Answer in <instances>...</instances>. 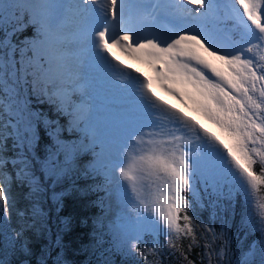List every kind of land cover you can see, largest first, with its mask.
Here are the masks:
<instances>
[{
	"label": "snow or ice",
	"instance_id": "obj_1",
	"mask_svg": "<svg viewBox=\"0 0 264 264\" xmlns=\"http://www.w3.org/2000/svg\"><path fill=\"white\" fill-rule=\"evenodd\" d=\"M70 195L99 209L95 264L174 247L206 208L264 264V0H0V264H31L28 231L36 264H70Z\"/></svg>",
	"mask_w": 264,
	"mask_h": 264
},
{
	"label": "trees",
	"instance_id": "obj_2",
	"mask_svg": "<svg viewBox=\"0 0 264 264\" xmlns=\"http://www.w3.org/2000/svg\"><path fill=\"white\" fill-rule=\"evenodd\" d=\"M30 34L29 33H26ZM171 99V98H170ZM36 107H40L41 109L48 111L49 115H51V110L47 105H35ZM195 119H200L197 116H193ZM203 122V121H202ZM205 126H208L207 124ZM43 136V132H41ZM260 167L259 164H257ZM80 183H84L81 181ZM12 191L14 196L17 200V209H25L28 206V201L25 200V195L28 192L27 187H17L16 184H13ZM239 206V205H238ZM46 207H51V202L46 205ZM54 210V209H53ZM210 212L208 209H204L200 211L192 223L193 233L191 235H187L186 237L191 239V243H187L186 240H183L182 236L180 240H178L177 244L179 243L180 248H177L185 258L191 262L192 264H205L204 257H203V247L201 245L202 238L210 237V240L213 239L214 235L217 237L216 232H218V224L211 218ZM201 213H205L201 215V221H199V216ZM50 213V217H51ZM99 215V209L97 207L92 206V204L87 199H82L75 195H70L65 197L64 200V207L59 213V216H70L72 217V230L64 235V241L68 245L66 249V259L71 264H89V261H92V264H95V258L90 257L87 252H81L80 249L84 246H88L92 241L90 238V233L92 232V219ZM53 216L57 219V224L53 227L54 229L59 226V219L55 211L53 212ZM13 218L15 221V213H13ZM87 221V223H82V221ZM234 224V221H233ZM212 230H209L210 226H213ZM15 227V223L13 224ZM49 226L52 227L50 224L49 218ZM53 229V230H54ZM236 231V229H235ZM223 232V230H222ZM231 231L227 230V234ZM212 233V234H210ZM28 238L31 240V247L33 249L34 255L30 258L31 264H36L35 257L40 254V250L45 243L43 238V234L40 233H33L28 231L26 233ZM192 237V238H190ZM194 237V239H193ZM193 239V241H192ZM148 243V242H147ZM235 245V243L233 244ZM143 249V248H141ZM131 257L128 258L127 264L129 263Z\"/></svg>",
	"mask_w": 264,
	"mask_h": 264
},
{
	"label": "rangeland",
	"instance_id": "obj_3",
	"mask_svg": "<svg viewBox=\"0 0 264 264\" xmlns=\"http://www.w3.org/2000/svg\"><path fill=\"white\" fill-rule=\"evenodd\" d=\"M132 67H137L138 70L147 72V69L143 68L142 66L133 64ZM157 94L165 97L163 93L159 91L157 92ZM165 98L168 99V97ZM168 100L170 101V103L175 104V101L170 99ZM54 211L55 210H52L51 212L52 215L50 217V224L52 225V228L55 227L54 226L55 224H57V219L55 218V216H53ZM208 211H211V209H208ZM237 211L239 213L240 211L239 206H237ZM202 214L205 213L200 214L199 221H201L202 219L201 218ZM238 222H239V215H237L236 219L234 220V224L232 222V226L229 228L231 232L227 234L228 228H225L222 232L221 222L219 220H215V223H217L219 227L218 232H216V234L217 235L219 234V236L217 237L216 235H214L213 239L211 240L210 237L201 239V245L204 250L203 257L205 264H237V261L241 259V254L249 250L253 241H257L261 238L259 232L245 236L244 231L238 230L237 227ZM54 231L55 229L53 230V232ZM31 232L35 233L34 231ZM43 238L45 240L44 243L45 245L48 243V240L46 238V235L44 234H43ZM180 238L173 240V243L175 245L174 247H170L168 242L164 238H161L159 245L153 247V243L151 239H149L147 241L148 243L141 244L138 246L137 251L133 253L132 258H130L129 260V263L131 264H192L177 249L180 248L179 243L177 244ZM183 240H186L187 243H191V239L187 238L186 236L183 237ZM234 243L235 245H233ZM221 252H223V255H221ZM36 257H35V261H36Z\"/></svg>",
	"mask_w": 264,
	"mask_h": 264
},
{
	"label": "bare ground",
	"instance_id": "obj_4",
	"mask_svg": "<svg viewBox=\"0 0 264 264\" xmlns=\"http://www.w3.org/2000/svg\"><path fill=\"white\" fill-rule=\"evenodd\" d=\"M125 62H127V61H125ZM144 72H145L146 75L148 74V72H146V71H144ZM160 96H161L162 99H167V98L163 97L162 95H160ZM167 100H168V99H167ZM168 102L170 103L169 100H168Z\"/></svg>",
	"mask_w": 264,
	"mask_h": 264
}]
</instances>
